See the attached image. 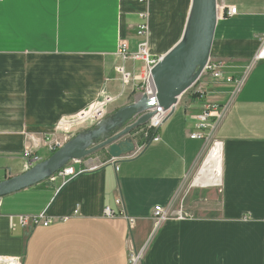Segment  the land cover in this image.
Here are the masks:
<instances>
[{
  "label": "crops",
  "instance_id": "crops-1",
  "mask_svg": "<svg viewBox=\"0 0 264 264\" xmlns=\"http://www.w3.org/2000/svg\"><path fill=\"white\" fill-rule=\"evenodd\" d=\"M191 3L8 0L0 9V181L27 170L25 146L51 155L46 138H62L61 117L120 92L118 42L136 50L141 14L149 15L145 39L158 61L180 40ZM222 4L237 14H225L218 0L211 59L241 83L206 73L203 90L199 83L179 97L159 141L141 148L145 136L135 130L139 151L119 160L98 152L74 163L86 170L67 182L55 175L2 197L0 254L20 255L23 264H129L131 252L144 249L141 264H264V60L252 62L264 41V0ZM126 66L140 75L143 62ZM137 84L108 109L135 102ZM211 105L223 112L210 131L223 142L221 187L191 183L207 149L191 134ZM158 205L168 214L160 225ZM41 214L48 225H34Z\"/></svg>",
  "mask_w": 264,
  "mask_h": 264
},
{
  "label": "water",
  "instance_id": "water-1",
  "mask_svg": "<svg viewBox=\"0 0 264 264\" xmlns=\"http://www.w3.org/2000/svg\"><path fill=\"white\" fill-rule=\"evenodd\" d=\"M218 18V0H192L180 40L152 67L155 95H143L120 107L107 116L110 124L100 122L79 132L29 170L0 181V197L47 181L75 159L103 151L117 160L133 154L137 145L131 134L154 116L156 111L151 109L158 106L172 112L179 97L198 81L211 58Z\"/></svg>",
  "mask_w": 264,
  "mask_h": 264
},
{
  "label": "built area",
  "instance_id": "built-area-1",
  "mask_svg": "<svg viewBox=\"0 0 264 264\" xmlns=\"http://www.w3.org/2000/svg\"><path fill=\"white\" fill-rule=\"evenodd\" d=\"M144 2H147L148 0H142ZM225 8V14L229 16H233L237 14V7L233 5L224 6L222 5V8ZM142 22L138 25V35L142 37V40L138 43V46L135 51H132L130 49V43L127 39H121L117 51V57L120 59L119 64L116 66V71L118 72L120 79H121V89L120 92L117 94H106L101 98L100 100L96 101L94 104L90 105L89 107L79 111L78 113L72 115V116H63L61 117L57 124H56V132L65 134H69L71 131H73L75 128L77 129H83L82 124L85 123L88 120H92V125L95 124L97 126L104 117H107V109L108 107L113 104L115 101L119 100L125 93V91L128 89V87L135 81L139 82L137 84V87L133 90H137L140 92V97L143 95H147L149 97H153L156 93L155 84L152 77V67L157 62V59L152 57V54L149 49V45L147 40L145 39L149 33V24L148 19L149 15L147 12L141 14ZM130 60L134 61H142L143 67L141 70L140 75L133 76L130 71L127 69V62ZM259 60H264V41L261 46V48L256 52V54L252 58V62H256ZM209 74L213 79L217 81L226 80L227 82H233L236 81L237 84L241 83L240 79H235L232 76L226 75L223 71V67L219 62H216L210 58L208 64L206 65L203 73L199 77L198 81L191 87L195 88L199 83V86L196 91L203 90V87L200 86L203 82V78L205 74ZM151 110H155L156 113L154 116L149 120V122L146 124L147 128L144 132L145 136V142L143 143L141 148L147 145L150 142H157L160 140V135L158 133L159 128L162 126V124L167 119L170 111H165L160 107H154ZM223 116V112L215 105L208 106L204 112L200 115H198V123L196 124V128L198 131L191 134L192 138H201L206 141L210 139V131L214 129V120L220 119ZM214 119V120H213ZM82 130L80 132L86 131ZM138 130V129H137ZM154 130L155 133L151 139L150 138V131ZM213 136V135H212ZM67 138L65 136H62L60 139H53L51 136L50 138H46L45 146L47 147V150L49 153H54L57 151L60 147H62L66 142ZM217 139L214 140V144L216 143ZM220 141V140H218ZM222 144V152L221 157L223 158V142L220 141ZM138 148L135 152L139 151L141 148ZM23 153L25 156V159L27 161V170L32 168L35 164L41 162L44 160V158L38 154H36L35 148L25 146L23 149ZM78 159L72 160L70 163L65 165L63 168H61L55 175H58L63 178L64 182H67L69 179L77 176L78 174L82 173L86 169H80L76 170L74 167V163L78 162ZM54 175V176H55ZM222 185V176L220 183L216 185H207V186H215V187H221ZM118 203H121V200H117ZM2 204V197H0V209ZM154 215L157 218V225H160L164 220L168 218L167 210L163 206H156L154 209ZM105 214L107 216H113L115 213L110 208H105ZM179 218L187 217L188 214L185 212H179L178 214ZM27 217L22 216L21 221L25 222ZM51 220L46 218L45 214H41L39 216L33 217V223L34 225H48ZM128 222L130 225L134 223L133 218L128 217ZM144 256V249L138 250L137 252H131L130 256V262L129 264H141L142 259ZM0 264H23V257L20 255H7V254H0Z\"/></svg>",
  "mask_w": 264,
  "mask_h": 264
},
{
  "label": "bare ground",
  "instance_id": "bare-ground-1",
  "mask_svg": "<svg viewBox=\"0 0 264 264\" xmlns=\"http://www.w3.org/2000/svg\"><path fill=\"white\" fill-rule=\"evenodd\" d=\"M102 122V125L110 124L109 119ZM221 152V142H216L212 147H210V150L203 160V166L196 178L195 184L206 186L220 183L222 176Z\"/></svg>",
  "mask_w": 264,
  "mask_h": 264
},
{
  "label": "rangeland",
  "instance_id": "rangeland-1",
  "mask_svg": "<svg viewBox=\"0 0 264 264\" xmlns=\"http://www.w3.org/2000/svg\"><path fill=\"white\" fill-rule=\"evenodd\" d=\"M220 1V4H221V7H222V0H219ZM120 41H121V39L119 40V42H118V47H119V43H120ZM117 51H118V48H117ZM140 68H141V63H137L136 64V72H139V70H140ZM192 90H194V88H190V89H188L186 92H185V95L183 96V98H185V97H187L188 96V94H189V92H192ZM138 92V91H137ZM137 92L135 93V94H137ZM135 94H132L131 95V97H130V99L131 100H134L135 99V97H136V95ZM101 99V98H100ZM100 99H98V100H100ZM139 99V98H138ZM138 99H136V100H138ZM135 100V101H136ZM119 103V102H118ZM116 106H117V103H116ZM115 108H117V110L120 108H118V106L117 107H115ZM115 111V110H114ZM107 114V116H110V115H112L114 112H113V109L112 110H109L108 109V111L106 112ZM105 119H107V117H105L102 121H104ZM87 127H83V129L81 128V129H77L76 130V128L73 130V131H71L69 134H67V136L65 135V134H62L61 133V135L62 136H65V138H67L68 140H70L72 137H74L76 134H78L80 131H82V130H85V129H87V130H89V129H93V128H95L96 126H95V124L94 125H92L91 123H87ZM146 128H147V126L146 125H144V126H142V127H140L139 128V130L137 131V135L139 136V138H140V135L141 134H143L144 132H145V130H146ZM55 130H56V126H55ZM214 140H216L215 138H214V136H210V139L207 141V143H206V154H207V152L210 150V147H212L213 146V144H214ZM218 140V139H217ZM217 142V141H216ZM206 154H205V156H206ZM205 156H204V158H203V160L205 159ZM49 156H44V159H46V158H48ZM203 160H202V162H201V164L198 166V168H197V170H196V172H195V174L191 177V183H193V184H195V181H196V178L198 177V175H199V172H200V170H201V168H202V166H203ZM138 250H133L132 252H137Z\"/></svg>",
  "mask_w": 264,
  "mask_h": 264
},
{
  "label": "snow or ice",
  "instance_id": "snow-or-ice-1",
  "mask_svg": "<svg viewBox=\"0 0 264 264\" xmlns=\"http://www.w3.org/2000/svg\"><path fill=\"white\" fill-rule=\"evenodd\" d=\"M8 0H0V9H2L5 5V3H7ZM19 2L23 3L26 2V0H19Z\"/></svg>",
  "mask_w": 264,
  "mask_h": 264
},
{
  "label": "trees",
  "instance_id": "trees-1",
  "mask_svg": "<svg viewBox=\"0 0 264 264\" xmlns=\"http://www.w3.org/2000/svg\"><path fill=\"white\" fill-rule=\"evenodd\" d=\"M154 133H155L154 130H151V131H150V138H149V139H151V138L153 137Z\"/></svg>",
  "mask_w": 264,
  "mask_h": 264
},
{
  "label": "flooded vegetation",
  "instance_id": "flooded-vegetation-1",
  "mask_svg": "<svg viewBox=\"0 0 264 264\" xmlns=\"http://www.w3.org/2000/svg\"><path fill=\"white\" fill-rule=\"evenodd\" d=\"M131 136H132V134H131Z\"/></svg>",
  "mask_w": 264,
  "mask_h": 264
}]
</instances>
